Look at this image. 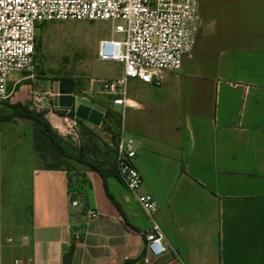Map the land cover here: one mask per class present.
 Instances as JSON below:
<instances>
[{"label": "crops", "instance_id": "1", "mask_svg": "<svg viewBox=\"0 0 264 264\" xmlns=\"http://www.w3.org/2000/svg\"><path fill=\"white\" fill-rule=\"evenodd\" d=\"M199 17L178 71L166 72L157 88L127 83L140 191L157 204L166 247L146 264H264V0H199ZM153 89L159 100L149 96ZM74 95L77 104L82 97ZM156 105L175 120L167 144L176 156L173 181H149L142 156L151 140L140 124ZM14 139L0 163V264H63L71 245V264L138 262L150 222L115 176L107 178L112 202L101 178L84 168L86 202L71 207L68 174L42 168L32 137L24 149L21 136ZM83 208L97 218L86 221Z\"/></svg>", "mask_w": 264, "mask_h": 264}, {"label": "built area", "instance_id": "2", "mask_svg": "<svg viewBox=\"0 0 264 264\" xmlns=\"http://www.w3.org/2000/svg\"><path fill=\"white\" fill-rule=\"evenodd\" d=\"M199 0H0V103L9 97L7 83L13 73L30 72L34 65L35 31L48 22L104 21L110 25L100 40L97 59L117 62L121 74L101 83V91L113 107L125 110L127 83L138 80L160 87L166 72L181 68L182 58L194 47L199 26ZM85 98V97H82ZM69 113V112H68ZM65 115L49 121L61 138H78L75 116ZM134 140L121 130L114 147L116 174L122 186L134 196L150 225L142 233L144 254L135 264L165 253L164 236L155 219L157 204L150 194L140 191L142 179L135 167ZM69 189L71 207L79 205ZM93 209L84 211L86 221L96 219ZM74 239L79 235L75 234ZM11 264H28L13 259Z\"/></svg>", "mask_w": 264, "mask_h": 264}, {"label": "rangeland", "instance_id": "3", "mask_svg": "<svg viewBox=\"0 0 264 264\" xmlns=\"http://www.w3.org/2000/svg\"><path fill=\"white\" fill-rule=\"evenodd\" d=\"M109 32L110 25L104 21L48 22L36 29L33 68L30 72L10 75L7 83L9 97L0 103V163L5 159L4 153L14 145L15 136H21V148L24 149L29 145V138L41 129L37 122L25 115L29 113L47 123L65 115V111L53 107L52 85L56 80H70L79 97L105 108L99 127L78 124L76 140L62 138L64 141H59L65 152L74 158L67 160V164L74 168L70 173L71 188L78 194L83 191L87 182L83 171L84 168L90 169L87 164L102 170L113 165V148L119 133L124 129L129 136V127L138 120L132 119L135 113L113 107L100 88L101 83L111 77L108 71L113 67L114 77L120 68L117 62L97 59L99 42ZM149 96L159 100V89H153ZM15 106L18 109H14ZM169 111L167 106H164V112L161 105L151 106L144 110L146 117L140 124L151 140L148 148L142 150L145 164H150L151 182L160 177L170 181L177 178L176 156L167 151L168 142L175 139V120L172 113L169 118ZM159 166L165 170H158ZM88 179L91 182V178Z\"/></svg>", "mask_w": 264, "mask_h": 264}, {"label": "trees", "instance_id": "4", "mask_svg": "<svg viewBox=\"0 0 264 264\" xmlns=\"http://www.w3.org/2000/svg\"><path fill=\"white\" fill-rule=\"evenodd\" d=\"M45 24L46 23L42 25ZM14 109H18L17 106H15ZM69 115L74 116V112L72 109H70ZM25 116L37 122V124L41 128L39 131H36L32 135V148L34 152L37 154L40 162L42 163V168L45 170H63L68 174L70 179L71 178L70 173L74 168L70 164H67L68 163L67 160L74 158H71L69 154L65 152L63 146L59 142L62 141L63 139L58 135H56L51 130L49 123L41 120L38 117H34L31 114L29 115V113ZM77 122L79 125L84 124V121L78 119ZM115 145L116 142L114 144V147ZM75 160L78 161L76 158ZM87 166L93 169L100 176L103 183L104 191L107 197L113 202L112 196L108 193L107 178L115 176L118 179L115 169V162H114V148H113V165L110 168H108L107 170H102L98 167L92 166L91 164H87ZM69 189L73 190L71 187ZM75 197H77L78 200L80 201H84V203L86 202V197L83 195L82 192H80L79 194L76 193L73 198ZM85 210L86 209L83 208V211ZM72 255H73V246L71 245L68 251L63 255V264H71Z\"/></svg>", "mask_w": 264, "mask_h": 264}, {"label": "water", "instance_id": "5", "mask_svg": "<svg viewBox=\"0 0 264 264\" xmlns=\"http://www.w3.org/2000/svg\"><path fill=\"white\" fill-rule=\"evenodd\" d=\"M52 104L56 108L72 109L75 118L94 127L101 125L105 108L85 98L76 104L74 84L70 80H56L52 85Z\"/></svg>", "mask_w": 264, "mask_h": 264}]
</instances>
